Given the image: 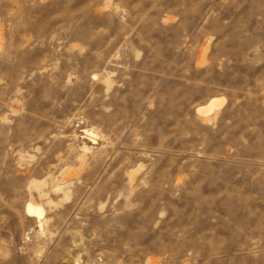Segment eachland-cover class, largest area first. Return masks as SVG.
Returning a JSON list of instances; mask_svg holds the SVG:
<instances>
[{"label": "rangeland", "instance_id": "obj_1", "mask_svg": "<svg viewBox=\"0 0 264 264\" xmlns=\"http://www.w3.org/2000/svg\"><path fill=\"white\" fill-rule=\"evenodd\" d=\"M0 264H264V0H0Z\"/></svg>", "mask_w": 264, "mask_h": 264}, {"label": "bare ground", "instance_id": "obj_2", "mask_svg": "<svg viewBox=\"0 0 264 264\" xmlns=\"http://www.w3.org/2000/svg\"><path fill=\"white\" fill-rule=\"evenodd\" d=\"M223 101L220 100H212L208 105L198 108V112L200 114H208L212 110H214L217 107H220L222 105ZM93 135L94 133L91 132ZM26 211L28 215L30 216H36L40 221H42V218L44 217L45 211L44 208L40 205L34 204L33 202H29L26 205Z\"/></svg>", "mask_w": 264, "mask_h": 264}]
</instances>
